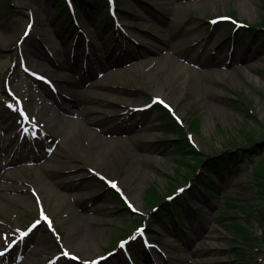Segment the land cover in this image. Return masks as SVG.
Listing matches in <instances>:
<instances>
[{
    "label": "rangeland",
    "instance_id": "1",
    "mask_svg": "<svg viewBox=\"0 0 264 264\" xmlns=\"http://www.w3.org/2000/svg\"><path fill=\"white\" fill-rule=\"evenodd\" d=\"M62 1L0 0V250L17 240L0 264H90L98 257V264H132L128 255L135 264H237L240 254L245 264H264V191L249 184L264 152L225 172L209 205L200 194L210 182L208 158L234 151L229 142L241 144L243 129H264V33L255 30L264 27V0H114V17L106 0H88L90 10L85 0H71L78 24L70 9L54 15ZM48 69L70 78L31 75ZM38 97L52 115L80 120L67 143L58 132L21 123L14 98L32 120L28 104ZM154 100L188 128L199 159L187 158L194 169L180 165ZM99 134L132 137L130 147L121 151L106 140L94 146ZM101 160L111 175L97 170ZM151 187L167 196L164 214L147 207ZM186 190L196 194L193 205L183 202ZM172 204L181 227L158 223L170 219ZM139 226L159 235L144 250ZM124 229L130 235L116 246ZM80 240L95 244L81 250Z\"/></svg>",
    "mask_w": 264,
    "mask_h": 264
},
{
    "label": "trees",
    "instance_id": "2",
    "mask_svg": "<svg viewBox=\"0 0 264 264\" xmlns=\"http://www.w3.org/2000/svg\"><path fill=\"white\" fill-rule=\"evenodd\" d=\"M78 2L80 3L81 0H78ZM84 3L86 4V1H84ZM63 7H65L64 4H58L56 6V8L58 9L57 12L62 10ZM260 31L262 30L259 29L258 32ZM158 112L161 115L160 124L162 125L163 133H165L168 136L172 135V137L175 138V140L173 141L177 143L176 150L182 153L181 160L179 162L180 165L181 164L186 165L189 168L194 169L191 161L187 158L190 157L193 160L199 161L198 154L187 141L185 129L181 125L176 123L166 110H163L159 107ZM246 113L249 114L248 111H246ZM248 114L247 116H249ZM194 124L197 125L196 122ZM190 129H192V131H197V126L193 125ZM241 133L243 139V142L241 144H238L237 141L233 139L232 141L229 142V147L234 151L228 152L227 150H225L220 155H213L212 157L208 158L207 163L210 167L208 172V177L210 182L206 184V187L204 189L205 194L209 196H213L211 194V189H210L212 187L213 176L223 178L225 172L226 173L233 172V168L236 166L237 162L242 163L245 160V158L253 157L254 155L252 154H255L259 151L264 152V129L254 132L243 129ZM259 163L261 165L251 170V174H250L251 182H249V184L252 185L254 184L258 186L259 189L264 191V154L260 157ZM193 194L194 193L192 192V190L186 192L185 194L186 201L189 202L193 198L194 196ZM146 197L150 198V200L148 199L147 207L157 208L158 211H160L159 213L164 214L165 212L164 197L159 196V193L154 187H151L146 191ZM172 206L173 208L176 207V205L174 204H172ZM242 208L246 210L248 209L247 206H243ZM250 214L253 217L260 218V214L253 213V211L251 210L249 211V215ZM161 220H164V218H161L160 221ZM171 223L174 225L172 219H171ZM238 232L239 231H237V233ZM125 235L126 233L121 235V237H125ZM240 257L242 261L238 259L237 264H245L246 261L245 255L240 254ZM240 257L238 256V258Z\"/></svg>",
    "mask_w": 264,
    "mask_h": 264
},
{
    "label": "bare ground",
    "instance_id": "3",
    "mask_svg": "<svg viewBox=\"0 0 264 264\" xmlns=\"http://www.w3.org/2000/svg\"><path fill=\"white\" fill-rule=\"evenodd\" d=\"M137 19L139 20H143V16L141 15H137L136 17ZM122 32H123V36L125 38H129L131 36V32H128L126 30L123 31L122 29ZM159 39L160 42H162V38H160L158 35H156ZM44 40L46 42L47 45L49 46H53V43L54 41L49 39L47 40V37L45 36L44 37ZM166 43V42H164ZM147 44L153 46V44L151 42H148L147 41ZM168 44V43H166ZM154 49L150 52L153 53V51L155 50V52L158 51V48H156L155 46H153ZM162 58L159 59V61H170V60H166V56H161ZM31 61V60H29ZM29 63V62H28ZM31 63V62H30ZM173 66L177 67L178 66V62L177 61H172L171 62ZM210 64H217L215 63L214 61H210ZM44 67H41V69L43 70ZM136 69H140V66H137L133 71L137 72ZM44 74H46L48 77H51L53 78L54 80H58V79H69L70 78V75H63L62 77L60 75L57 74V71L55 70H52V69H48V70H44L43 71ZM178 72L179 73H185L186 70L183 68V67H179L178 66ZM73 92V91H72ZM176 94V90L175 91H172ZM119 104H123V103H129V100L128 99H122L118 102ZM43 100L42 98L38 97V101L36 104L34 105H31L30 103L28 104L29 108L31 110V113H32V120L31 122H34L37 130L39 132H45L46 133L48 132V130H52V131H55V132H58L62 137V140L64 141V143H67L68 142V138H70V133L72 131L73 128H76V129H79L80 128V120L79 119H66V118H62L61 116H59V114H54L52 115V113L50 112V109L49 108H45L43 105ZM62 110H64V112L66 114H69V115H75V116H79L82 114V111H73V110H65L62 108ZM47 128V129H46ZM147 129V128H146ZM87 132V131H86ZM92 132V135L93 134V131ZM108 141L109 143H116V142H119L120 145H121V151H127V149L130 147V144H131V140H132V137H126V138H118V139H112V140H107L105 138H103L100 134L99 135H96V139L95 141L92 142V144L94 146H98L100 145L103 141ZM120 150L119 149H114V152H115V155L116 156H120ZM101 155V151H97L96 152V155ZM106 156H108V150L106 152ZM95 166L97 168V170L105 173V174H112V167L108 166L105 164L104 161H99L97 163H95ZM95 243L94 242H91V241H86V240H80L79 242V247L80 249H89L91 248Z\"/></svg>",
    "mask_w": 264,
    "mask_h": 264
},
{
    "label": "snow or ice",
    "instance_id": "4",
    "mask_svg": "<svg viewBox=\"0 0 264 264\" xmlns=\"http://www.w3.org/2000/svg\"><path fill=\"white\" fill-rule=\"evenodd\" d=\"M166 107H167V105H166ZM112 187H116V185L113 184ZM41 215H42V218H43V213ZM121 247H123V245H121ZM0 255H3V253L0 252ZM65 255H68V253H65ZM73 259H75V257H73Z\"/></svg>",
    "mask_w": 264,
    "mask_h": 264
}]
</instances>
